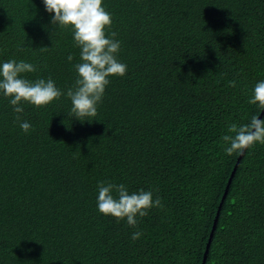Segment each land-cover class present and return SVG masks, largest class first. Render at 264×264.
Masks as SVG:
<instances>
[{
  "label": "trees",
  "instance_id": "1",
  "mask_svg": "<svg viewBox=\"0 0 264 264\" xmlns=\"http://www.w3.org/2000/svg\"><path fill=\"white\" fill-rule=\"evenodd\" d=\"M103 7L127 72L109 77L91 122L69 117L64 96L39 108L23 103L21 119L34 129L26 134L0 93V264L202 261L239 154L227 155L221 137L260 113L248 100L264 80V0ZM52 15L42 0H0V64L32 63L38 70L23 78H51L66 90L80 49ZM101 181L151 191L163 207L138 216L136 227L117 222L97 209ZM205 264H264V144L244 151Z\"/></svg>",
  "mask_w": 264,
  "mask_h": 264
},
{
  "label": "clouds",
  "instance_id": "2",
  "mask_svg": "<svg viewBox=\"0 0 264 264\" xmlns=\"http://www.w3.org/2000/svg\"><path fill=\"white\" fill-rule=\"evenodd\" d=\"M46 12L54 14L50 23L60 28H70L74 46L80 49V62L73 65L76 79L66 90L58 88L51 79L39 78L30 81L21 74L32 73L38 66L24 60L10 59L0 64V93L10 98L13 106L15 122L19 123L24 133L33 131V126L21 119L24 112L23 103L37 108L58 100L61 96L71 102L69 117L81 122L97 115V106L102 103L105 88L110 83L109 77H123L127 72V65L117 59L120 41L114 39L116 32L106 29L112 25L111 14L103 7V0H42ZM48 47H41L47 50ZM22 50V49H21ZM68 61L73 60L70 54ZM230 86H235L230 82ZM249 104L258 105V111L264 109V80L258 81L248 100ZM224 152L227 155L242 153L256 143L264 144V119L257 115L251 117L250 122L242 125L232 123L228 125L227 134L221 137ZM97 209L105 216L114 217L117 222L126 219L131 227L138 224L137 217H145L152 207H163L161 198L153 200V193L140 189L129 193L124 184L112 182H98ZM142 233H132V240L140 238Z\"/></svg>",
  "mask_w": 264,
  "mask_h": 264
},
{
  "label": "water",
  "instance_id": "3",
  "mask_svg": "<svg viewBox=\"0 0 264 264\" xmlns=\"http://www.w3.org/2000/svg\"><path fill=\"white\" fill-rule=\"evenodd\" d=\"M263 114H264V109H262V110L260 111V113L258 114V118H261ZM244 151H245V150H244ZM244 151H243L242 153H239V154H238V156H237V158H236V162H235V164H234V166H233V168H232V170H231V173H230V175H229V178H228V180H227V183H226V186H225L224 192H223L222 197H221V199H220V202H219V204H218L217 213H216V216H215V218H214V222H213V225H212V229H211V232H210V234H209V237H208V240H207V243H206V247H205V250H204V252H203L202 261H201L200 264H205L206 257H207V253H208V250H209V244H210L211 237H212V231L214 230V227H215V224H216V220H217V218H218V214H219L220 208H221L222 203H223V201H224V199H225V197H226V194H227L228 188H229V186H230L231 180H232V178H233V176H234V173H235V171H236V168H237V166H238V164H239V162H240V160H241V158H242V156H243V154H244Z\"/></svg>",
  "mask_w": 264,
  "mask_h": 264
}]
</instances>
